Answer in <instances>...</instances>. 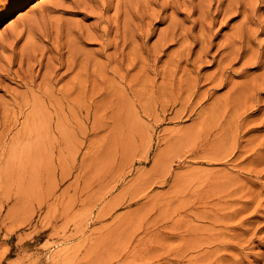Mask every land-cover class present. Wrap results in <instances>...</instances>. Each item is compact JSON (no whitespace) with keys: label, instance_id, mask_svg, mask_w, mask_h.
Masks as SVG:
<instances>
[{"label":"rangeland","instance_id":"rangeland-1","mask_svg":"<svg viewBox=\"0 0 264 264\" xmlns=\"http://www.w3.org/2000/svg\"><path fill=\"white\" fill-rule=\"evenodd\" d=\"M171 1L0 0V264H264V0Z\"/></svg>","mask_w":264,"mask_h":264},{"label":"bare ground","instance_id":"bare-ground-1","mask_svg":"<svg viewBox=\"0 0 264 264\" xmlns=\"http://www.w3.org/2000/svg\"><path fill=\"white\" fill-rule=\"evenodd\" d=\"M18 1H19V0H18ZM156 1H157V0H156ZM164 1H165V0H164ZM199 1H200V0H199ZM202 1H203V0H202ZM206 1H207V0H206ZM150 2H151V1H150ZM150 2H147V3H148V6H149V3H150ZM154 2H155V1H154ZM180 2H181V1H180ZM180 2H177V0H174V1H171V3L169 2L168 4L161 5V7H162V9H166V7L169 6V7L173 8V9L175 10V11H173V12L176 13V12H179L180 9L183 8V6H182V4H181ZM193 2H194V0H183V2H182L183 5L185 6V9H186V7H187V10H189L188 13H187V12L185 13V16H186L187 18H188L189 16H191V15H189V13L191 12L192 7L195 5V4H193ZM159 3H160V2H159ZM164 3H165V2H164ZM166 3H167V1H166ZM200 3H201V2H200ZM151 4H152V3H151ZM188 4H189L190 7L187 6ZM201 4L203 5V3H201ZM222 4H223V3L219 2V3H218V6H219V5L221 6ZM238 4H240L239 1L229 0V1L227 2L226 6L223 8V10H224V11H227L226 13H228V11H230V10L233 12L234 10H232V9H237ZM150 6H151V5H150ZM209 6H210V4H209ZM151 7H152V6H151ZM151 7H150V8H151ZM181 7H182V8H181ZM200 7H201V6H200ZM154 8H155V7H154ZM171 8H170V9H171ZM215 8H216V7H215ZM215 8H214V9H215ZM160 9H161V8H160ZM162 9H161V10H162ZM140 10H141V9H140ZM187 10H186V11H187ZM193 10H194V9H193ZM195 10H196V9H195ZM157 11H158V9H157ZM164 11H165V10H164ZM170 11H171V10H170ZM199 11L202 12V13L200 12L201 15L199 16V17L201 18L202 15H204L205 13H204V11H202V10H199ZM242 11H243V10H242ZM150 12H152L151 9H150ZM173 12H171V13H173ZM193 12H194V11H193ZM222 12H223V11H222ZM155 13H156V12H155ZM155 13H154L155 16H152V18H153V17L155 18V17L157 16V15H156L157 13H156V14H155ZM180 13H181V12H180ZM203 13H204V14H203ZM242 13H243V12H242ZM164 14H165V13H164ZM143 15H144V14H143ZM151 15H152V14H151ZM158 15H159V14H158ZM160 15H161V14H160ZM173 15H174V13H173ZM233 15H234V14H233ZM211 16H212V15H211ZM143 17H144V16H143ZM160 17H161V16H160ZM244 17H245V16H243V18H244ZM141 18H142V17H141ZM156 18H157V17H156ZM156 18H155V19H156ZM166 19H167V18H166ZM171 19H172V18H171ZM188 19H189V18H188ZM151 20H152V19H151ZM170 21H172V23L174 22L173 20H170ZM111 23H112V22H111ZM152 24H153V23H152ZM170 25H171V24H170ZM200 26H201V25H200ZM167 28H168V27H167ZM167 30H168V29H167ZM166 32H167V31H166ZM105 33H106V32H105ZM149 33H150V30H149ZM168 33H170V34H169L170 37H171V36H172V37L175 36V33H174L173 31L168 32ZM236 33H237V32H236ZM70 34H71V33H70ZM146 34H147V32H146ZM159 34H160V32H159ZM165 34H166V33H165ZM103 35H104V33H103ZM105 35H106V34H105ZM147 35H148V34H147ZM165 36H168V35H165ZM70 37H71V36H70ZM172 37H171V38H172ZM230 38H231V37H230ZM72 39H73V38H72ZM236 39H237V38H236ZM14 40H15V39H14ZM14 40H13V41H14ZM173 40H175L174 37H173ZM11 42H12V41H11ZM102 42H103V41H102ZM72 43H73V41H72ZM11 44H12V43H11ZM104 44H105V43H104ZM108 44H110V43H108ZM102 45H103V44H102ZM108 46H109V45H108ZM209 46H210V45H209ZM3 47L6 48L5 45H3L2 48H3ZM8 47H9V46H8ZM10 48H11V46H10ZM10 48H9V49H10ZM12 49H14V48H12ZM12 49H10V50H12ZM23 49H24V48H23ZM28 49H29V48H28ZM101 50H102V49H101ZM204 50H205V48H204ZM34 51H35V50H34ZM11 52H12V51H11ZM14 52H15V51H14ZM57 52H58V51H57ZM59 52H60V51H59ZM204 52H205V51H204ZM20 53H21V52H20ZM55 53H56V52H55ZM70 53H71V52H70ZM27 54H28V53H27ZM33 54H34V53H33ZM22 55H23V53H22ZM22 55H21V56H22ZM35 56H36V55H35ZM35 56H34V58H35ZM68 56H69V57H68L69 59H72V58L70 57V55H68ZM236 56H238V55H236ZM23 57L26 58V56H23ZM28 57H29V56H28ZM28 57H27V59H29ZM31 58H32V57H31ZM68 58H67V59H68ZM23 59H24V58H23ZM26 61H27V60H26ZM66 61H67V60H66ZM68 61H69V60H68ZM21 62H23V60H21ZM30 62H31V61H30ZM30 62H29V63H30ZM72 62H73V60H72ZM70 63H71V62H70ZM45 64H46V62H45ZM73 64H74V62H73ZM27 65H28V64H27ZM41 65H42V64H41ZM65 65H66V64H65ZM68 65H69V64H68ZM47 66H48V64H47ZM47 66L45 65V67H47ZM70 66H71V64H70ZM40 67H41V66H40ZM52 67H53V66H52ZM58 67H59V66H58ZM66 67H67V65H66ZM54 68H55V67H53V69H54ZM56 68H57V67H56ZM220 68H221V67H220ZM9 69H10V68H9ZM21 69H22V66H21ZM67 69H68V68H67ZM44 70H46V69H44ZM51 70H52V69H51ZM17 71H18V70H17ZM48 71H49V70H48ZM66 71H67V70H66ZM43 72H44V71H43ZM46 72H47V71H45V73H46ZM64 72H65V71H64ZM220 72H221V71H220ZM22 73H23V72H22ZM28 73H29V72H28ZM51 73H52V72H51ZM51 73H50V74H51ZM54 74H55V73H54ZM27 75H28V74H27ZM29 75H30V74H29ZM46 75H48V74H46ZM221 75H222V73H221ZM51 76H53V75L51 74ZM30 77H31V76H30ZM30 77L28 78V80L30 79ZM33 77H34V75H33ZM42 77H44V74H43ZM42 77L40 76L41 79H42ZM45 77H46V76H45ZM47 77H48V76H47ZM47 77H46V78H47ZM49 78H50V77H49ZM34 79H35V78H34ZM49 80H52V79H49ZM54 80H55V79H54ZM219 80L221 81V78H220ZM39 81L41 82V84H43V83L45 84V82L42 83L41 80H39ZM43 81H44V80H43ZM47 81H48V80H47ZM47 81H46V82H47ZM222 82H223V80L221 81V83L218 82V83H216V84H218V85L220 84V85H221ZM30 83H32V82H30ZM33 83H34V82H33ZM39 84H40V83H39ZM48 84L50 85L49 82H48ZM45 86H46V85H44V87H45ZM44 87L42 86V89H43ZM46 89H47V88H46ZM43 91H44V89H43ZM46 91H47V90H46ZM44 92H45V91H44ZM46 93H47V92H46ZM44 95H45V94H44ZM28 121H29V120H28Z\"/></svg>","mask_w":264,"mask_h":264}]
</instances>
